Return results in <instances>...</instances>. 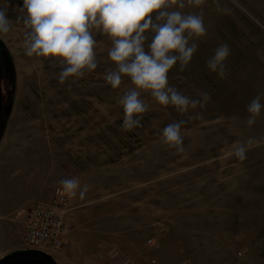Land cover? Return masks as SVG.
Segmentation results:
<instances>
[{
	"label": "rangeland",
	"instance_id": "374dc122",
	"mask_svg": "<svg viewBox=\"0 0 264 264\" xmlns=\"http://www.w3.org/2000/svg\"><path fill=\"white\" fill-rule=\"evenodd\" d=\"M218 3L219 11L214 0L183 9L203 10L207 35L185 71L169 72L184 94L208 92L207 106L180 115L145 97L142 127L125 132L121 89L103 78L110 40L96 34L98 68L61 84L52 58L25 55L23 0H0L13 22L0 39L10 58L5 74L0 68V167L28 192L22 215L51 201L61 179L89 186L83 199L68 194L64 249L42 253L56 264H264V111L246 122L251 100L264 103V0ZM223 43L231 54L220 79L206 61ZM180 119L182 153L161 141ZM249 139L260 143L241 161L233 146Z\"/></svg>",
	"mask_w": 264,
	"mask_h": 264
},
{
	"label": "clouds",
	"instance_id": "9594fccd",
	"mask_svg": "<svg viewBox=\"0 0 264 264\" xmlns=\"http://www.w3.org/2000/svg\"><path fill=\"white\" fill-rule=\"evenodd\" d=\"M217 10H221L218 0ZM205 0H23L20 9L24 26L25 55L52 58L61 67L59 83L70 77L83 78L99 66L96 34L106 36L111 46L107 56L112 62L103 78L112 89H121L118 104L123 109L121 130L132 131L142 127L143 114L150 103L172 107L180 115L189 110L204 109L211 99L208 92H199L195 98L184 94L169 82V72L178 65L180 72L189 66L198 50L199 38L207 35L203 10L185 12L186 6L200 7ZM7 7H0V39L13 28L7 17ZM226 12L227 9H224ZM231 54L227 43L220 44L206 61V67L220 79L227 76L226 61ZM125 78L130 86L121 88ZM247 125L255 124L264 111V103L257 95L246 106ZM200 113H197L199 116ZM180 119L161 130V141L178 153L184 151ZM260 143L249 139L233 146L239 160L246 159L249 146ZM62 190L81 199L89 191L81 187L76 177L59 181Z\"/></svg>",
	"mask_w": 264,
	"mask_h": 264
},
{
	"label": "crops",
	"instance_id": "0c3cea01",
	"mask_svg": "<svg viewBox=\"0 0 264 264\" xmlns=\"http://www.w3.org/2000/svg\"><path fill=\"white\" fill-rule=\"evenodd\" d=\"M4 137L0 141V146ZM1 149V148H0ZM10 175L0 167V264H56L41 252L25 249L23 245L24 230L18 232L15 224L26 220L22 208L25 189L20 190L17 182H9ZM18 205V206H16ZM26 222V221H25Z\"/></svg>",
	"mask_w": 264,
	"mask_h": 264
},
{
	"label": "built area",
	"instance_id": "2783aa9c",
	"mask_svg": "<svg viewBox=\"0 0 264 264\" xmlns=\"http://www.w3.org/2000/svg\"><path fill=\"white\" fill-rule=\"evenodd\" d=\"M69 209L68 194L61 186L55 187L51 201H35L25 223V249L50 255L60 253L67 234L64 214Z\"/></svg>",
	"mask_w": 264,
	"mask_h": 264
},
{
	"label": "trees",
	"instance_id": "16d2710c",
	"mask_svg": "<svg viewBox=\"0 0 264 264\" xmlns=\"http://www.w3.org/2000/svg\"><path fill=\"white\" fill-rule=\"evenodd\" d=\"M5 51V46L0 41V68H2L4 74L6 73V69H8L6 66L9 64L10 59ZM5 56H7L8 59H5Z\"/></svg>",
	"mask_w": 264,
	"mask_h": 264
},
{
	"label": "flooded vegetation",
	"instance_id": "af4514ba",
	"mask_svg": "<svg viewBox=\"0 0 264 264\" xmlns=\"http://www.w3.org/2000/svg\"><path fill=\"white\" fill-rule=\"evenodd\" d=\"M2 69V68H1Z\"/></svg>",
	"mask_w": 264,
	"mask_h": 264
}]
</instances>
